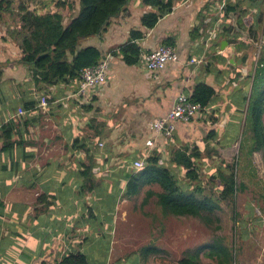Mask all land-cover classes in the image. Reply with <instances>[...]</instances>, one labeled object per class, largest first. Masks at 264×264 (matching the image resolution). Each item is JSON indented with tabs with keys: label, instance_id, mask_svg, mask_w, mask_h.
Returning <instances> with one entry per match:
<instances>
[{
	"label": "crops",
	"instance_id": "crops-1",
	"mask_svg": "<svg viewBox=\"0 0 264 264\" xmlns=\"http://www.w3.org/2000/svg\"><path fill=\"white\" fill-rule=\"evenodd\" d=\"M10 1L13 7L18 4V0ZM30 1L27 8L38 14L56 9L52 0ZM232 1L177 0L169 14L146 29L140 17L150 7L130 0L126 10L112 18L100 34L79 40V48L93 46L101 52L100 58L110 56L107 84L85 94L76 92L79 79L35 84L28 65L21 62L17 35L7 33L19 25L18 18L15 13L1 14L0 264H58L77 254L84 256L87 264H146L150 255L166 252L159 247L156 233L148 234L147 243L128 251V235L134 229L128 201L135 195L127 192L132 170L128 160L157 151L160 163L170 166L171 151L189 144L190 139L203 150L207 142L202 137L211 127L207 122L213 112L220 113V130L236 115L234 107L228 108L227 96L245 79L250 63L253 70L260 47L255 57L251 49L235 53L231 64L230 43L221 49L220 41L225 39H208L212 28L217 29V35L221 31L219 21L225 18L222 5ZM260 7L264 11V6ZM78 8L79 0H74L69 13L61 9L63 24ZM259 12L258 6L251 7L245 17L255 18ZM202 14L206 15L200 35L190 42L189 31ZM130 29L144 33L137 42L140 52L173 37L177 61L156 72L148 71L139 57L136 64H126L114 52L127 40ZM201 52L206 56L204 63H188ZM244 53L249 54L247 63L241 64L237 79L232 78ZM198 82L215 87L214 105L187 123H177L171 140L156 137L150 122L167 112L178 93L189 95ZM42 95L46 108L39 104ZM19 108L24 110L21 115ZM148 138H153V147L145 144ZM152 185L157 184L138 188L137 193L140 189L144 193L139 211L158 223L166 216L153 194L160 188ZM148 192L153 193L146 196ZM152 197L156 214L144 210Z\"/></svg>",
	"mask_w": 264,
	"mask_h": 264
},
{
	"label": "trees",
	"instance_id": "trees-1",
	"mask_svg": "<svg viewBox=\"0 0 264 264\" xmlns=\"http://www.w3.org/2000/svg\"><path fill=\"white\" fill-rule=\"evenodd\" d=\"M129 2L130 0H79L78 11L70 14L66 24H63L64 16L61 9L69 13L73 9L74 0H52L56 9L40 14L20 3L15 12L19 25L13 30H7V33L12 37L17 35L22 51L21 62L28 65L35 84H52L59 81L69 83L78 79L81 68L97 62L101 57V52L93 46L79 48V40L100 34L112 18L126 10ZM140 2L143 6L150 7L149 11L140 17V24L150 29L159 18L173 10L177 0ZM254 6L260 8L259 15H255V18L245 17L248 9ZM260 6H264V0L225 2L222 8L225 18L219 21L221 31L214 41L225 39L232 44L238 41L241 32L245 31L249 36L252 35L253 40L256 39L257 28L264 25V11ZM12 8L10 0H0V17L3 12L14 14ZM230 13L236 18V26L232 25ZM205 15H199V23L190 29V42L199 37ZM143 37L142 31L130 29L127 40L120 44L114 53L119 54L126 64H136L140 53L137 42ZM161 45L173 47V37L165 38ZM234 46L235 53L239 54V51L247 49L249 45L239 40ZM248 56V53H244L240 60L238 59L232 78L237 79L240 75L241 64L247 63ZM215 95V87L206 82H198L189 97L207 108L214 105ZM227 98L230 103L228 108L234 107L236 115L220 130L217 129L220 113L213 112L207 122L211 127L202 137V140L207 142L204 147L211 157L210 164H206L202 157L200 145L187 144L174 148L171 151L170 166L161 164L159 154L153 151L151 154L141 156L144 159V166L138 170L131 168L132 170L128 172L126 185L128 195L136 194L143 184H157L160 191L151 194H156V202L163 215L194 216L206 224L217 220L216 213L222 209V202L233 199L238 188L235 179L237 161L232 163L225 160L219 148L230 149L238 142L240 134L249 133L246 142L250 143V150H258L264 156V46L260 50L253 73L249 71L242 83L231 90ZM5 134H8V130H5ZM129 162L128 160L130 167ZM202 168L209 172L206 174V181H209L208 179L214 181L209 189L203 186L200 177L204 173ZM149 194L150 192L146 196ZM144 201L146 202V198ZM205 247L210 248L207 253ZM201 252L213 259V263L207 264L234 262L230 247L221 242H214L198 246L195 250L184 253L176 261H168L165 264H204L200 258ZM145 262L148 264L147 259ZM58 264L87 262L84 256L77 254L62 258Z\"/></svg>",
	"mask_w": 264,
	"mask_h": 264
},
{
	"label": "rangeland",
	"instance_id": "rangeland-1",
	"mask_svg": "<svg viewBox=\"0 0 264 264\" xmlns=\"http://www.w3.org/2000/svg\"><path fill=\"white\" fill-rule=\"evenodd\" d=\"M19 3H23L27 7L32 5L30 0H18ZM18 4H14V13ZM12 15L14 14H10V16ZM13 18L10 17V20L14 21ZM241 35L239 40L249 45L247 52L251 49L250 54L255 57L259 50L260 55V50L264 46V25L257 28V37L254 40L247 31L241 32ZM238 41L232 45L237 44ZM259 47L260 49H258ZM252 65L253 63L249 64L248 70L252 69ZM227 92L228 90L224 94ZM249 135V133L240 134L238 142L230 149L219 148L225 160L232 163L237 161L235 179L238 188L233 199L222 202V209L216 213L217 220L206 224L198 217L170 215L165 219L162 216L158 224L155 217L142 216L139 211L143 207L142 205L140 207V203L144 196L143 189H140L128 201L129 206L133 208L130 217L134 224L133 231L128 235V251L147 243L148 237L156 233L159 236V247L165 248L166 252L157 254L158 256L150 255L148 264H165L168 261H176L184 253L193 251L198 246H206L214 242H221L230 247L234 256L233 264H264V156L258 150H250V143L246 142V137ZM187 143L197 142L195 139H190ZM202 157L206 164H210L209 158L211 157L205 147L202 150ZM202 169L204 173L200 177L203 186L209 189L214 181L210 179L206 181V174L209 172ZM152 186L157 188V185ZM153 205H156L155 197L148 201L144 210L156 214V206ZM148 234L150 235L148 236ZM209 249V247H205L204 250H207L205 253ZM200 258L204 264L213 263V259L203 252L200 253Z\"/></svg>",
	"mask_w": 264,
	"mask_h": 264
},
{
	"label": "built area",
	"instance_id": "built-area-1",
	"mask_svg": "<svg viewBox=\"0 0 264 264\" xmlns=\"http://www.w3.org/2000/svg\"><path fill=\"white\" fill-rule=\"evenodd\" d=\"M216 32L217 29L212 28L208 39L211 40L216 38ZM205 57L204 52L198 53L195 57L189 58L188 63L194 65L202 64L205 62ZM258 57L259 55L256 57L253 70L256 68ZM109 59L110 56L107 54L98 59L97 62L81 68L79 71V81L76 92L85 94L91 90L101 89L107 84L109 79ZM139 59L148 71L156 72L163 69L168 63L176 62L178 58L174 47L159 44L156 48L150 51L140 52ZM39 104L42 108H46L47 100L44 95L40 96ZM204 110H206V108L201 104L192 101L188 94L180 92L175 96L171 107L167 112L163 116L150 122V127L154 131L156 137H162L169 141L174 135L177 123H187ZM23 113L24 110L19 108L18 115ZM145 144L148 147H153V138H148L145 141ZM129 163L132 168L138 170L144 166V159L142 157L137 158Z\"/></svg>",
	"mask_w": 264,
	"mask_h": 264
},
{
	"label": "water",
	"instance_id": "water-1",
	"mask_svg": "<svg viewBox=\"0 0 264 264\" xmlns=\"http://www.w3.org/2000/svg\"><path fill=\"white\" fill-rule=\"evenodd\" d=\"M230 16L232 18V25L236 26V18H235V16L232 13H230ZM227 44H228L227 40H221L219 46L222 49V48H224V46H227ZM229 46H230L231 53L229 54L230 59L228 60V62L231 63V64H234L235 47L232 44H230Z\"/></svg>",
	"mask_w": 264,
	"mask_h": 264
},
{
	"label": "clouds",
	"instance_id": "clouds-1",
	"mask_svg": "<svg viewBox=\"0 0 264 264\" xmlns=\"http://www.w3.org/2000/svg\"><path fill=\"white\" fill-rule=\"evenodd\" d=\"M251 71V70H250ZM252 73H253V71H252Z\"/></svg>",
	"mask_w": 264,
	"mask_h": 264
}]
</instances>
